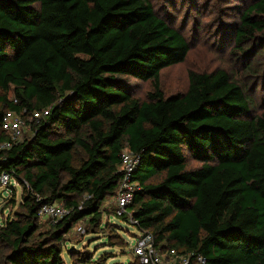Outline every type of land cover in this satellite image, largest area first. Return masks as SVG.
Returning <instances> with one entry per match:
<instances>
[{
    "label": "trees",
    "instance_id": "1",
    "mask_svg": "<svg viewBox=\"0 0 264 264\" xmlns=\"http://www.w3.org/2000/svg\"><path fill=\"white\" fill-rule=\"evenodd\" d=\"M245 39L264 43V0L240 15L234 42ZM188 51L148 0H0V123L6 111L49 110L19 140L0 125V143H10L0 174L23 188L0 223L1 264H64L67 234L84 218L94 232L117 231L102 206L126 146L139 185L127 210L155 245L190 254V264H264V113L252 114L222 68L190 71L184 92L165 95L160 72ZM126 77L152 81L146 99ZM187 155L201 165L187 168ZM54 202L67 213L39 231V209Z\"/></svg>",
    "mask_w": 264,
    "mask_h": 264
},
{
    "label": "rangeland",
    "instance_id": "2",
    "mask_svg": "<svg viewBox=\"0 0 264 264\" xmlns=\"http://www.w3.org/2000/svg\"><path fill=\"white\" fill-rule=\"evenodd\" d=\"M155 13L177 28L189 43L185 60L163 69L159 86L165 95L184 92L188 86L190 71L209 72L222 68L235 82L244 88L252 114L264 113V43L245 39L238 46L234 34L240 22V15L250 0H148ZM253 66V69L250 67ZM132 95L146 99L152 89V81H141L126 77ZM187 168L201 163L187 155ZM158 177L151 178L157 181ZM11 186L0 185V223L19 209L23 188L16 180ZM110 206V205H109ZM112 213V207L106 209ZM103 213V220L107 217ZM110 222L116 224L105 229L91 230L86 218L78 221L67 234V241L61 253L64 264H114L135 263L128 242L138 235V228L110 214ZM38 230L49 229L51 220L40 217ZM66 247H71L69 254ZM7 249L0 242V258ZM1 264V263H0ZM136 264V263H135Z\"/></svg>",
    "mask_w": 264,
    "mask_h": 264
},
{
    "label": "built area",
    "instance_id": "3",
    "mask_svg": "<svg viewBox=\"0 0 264 264\" xmlns=\"http://www.w3.org/2000/svg\"><path fill=\"white\" fill-rule=\"evenodd\" d=\"M48 109L33 112L29 119H26L14 111H6L1 119V129L8 133L12 140L22 139L24 135L30 134L29 121L42 118L48 114ZM24 112V111H23ZM10 143L4 141L0 143L1 148H8ZM137 165V156L128 146L122 149L120 154V166L123 176L119 180L115 193L104 201L102 206L104 209L112 207V216H124L128 218V222L134 224L131 214L127 210L128 204L133 199V195L139 185L137 182L130 180V174L135 170ZM12 182L11 177L7 173L0 174V185L5 187ZM110 205V206H109ZM67 213L66 208L61 202L44 204L38 211L39 217L56 222ZM110 221V215L107 216ZM138 235H135L129 242L131 255L136 257L139 264H190V254L178 253L174 248H162L155 245L151 233L138 229ZM196 262H203L201 257H196Z\"/></svg>",
    "mask_w": 264,
    "mask_h": 264
}]
</instances>
